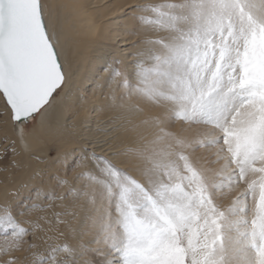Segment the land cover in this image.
Instances as JSON below:
<instances>
[{
  "label": "snow or ice",
  "instance_id": "snow-or-ice-1",
  "mask_svg": "<svg viewBox=\"0 0 264 264\" xmlns=\"http://www.w3.org/2000/svg\"><path fill=\"white\" fill-rule=\"evenodd\" d=\"M50 8L0 0V123H11L25 149L28 137L53 133L37 117L68 79ZM128 12L157 35L114 59L102 87L115 107L135 99L129 113L160 111L111 130L135 134L123 153L81 137L53 160L65 177L52 178L65 191L41 197L33 189V199L66 207L86 198L73 234L87 241L61 233L63 241L40 251L41 225L22 217L44 205L6 202L0 264H264V0H149ZM4 139L0 159L17 154Z\"/></svg>",
  "mask_w": 264,
  "mask_h": 264
},
{
  "label": "bare ground",
  "instance_id": "bare-ground-1",
  "mask_svg": "<svg viewBox=\"0 0 264 264\" xmlns=\"http://www.w3.org/2000/svg\"><path fill=\"white\" fill-rule=\"evenodd\" d=\"M45 2L51 6L50 11L64 43L68 79L52 108L44 117H37V127L40 121H44L46 125L50 124L53 129L51 135L45 136L44 139L37 136L28 137L29 148L25 149L11 123L0 124V131L7 132V136L9 135L7 138L16 142L17 152L16 155L11 153L10 156L12 162L15 161V166L11 162L13 166H8L0 174L4 176L0 186V199L5 203L11 202L10 189L15 188L18 192L22 189L21 186L28 187L31 183L33 189L40 190L41 197L50 190L57 194L63 193L65 187H56L57 182L52 178L65 177L61 166L53 163L58 155L81 146V137L109 140L110 143L104 145L107 154L123 153L132 146L135 134L125 131L123 127H119L118 131L111 130L119 125H126L128 119L138 121L142 115L160 111L150 109L142 115L129 113L125 109L134 105L135 99H128L123 106L115 107L109 99V89L102 87L108 76L104 69L114 59L123 60L129 52L134 51L130 45L137 40L155 38L157 35L145 33L138 28L132 13L128 12L130 6L149 0H45ZM134 31L138 34H133ZM179 127L177 124V128ZM120 158L122 157H117ZM71 176L72 173H68L69 179ZM34 195L33 192V198ZM85 199L81 197L75 206L71 207H66V202L61 200L33 199L35 203L44 205L43 211L29 212L28 220H38L43 229L37 231L35 238L38 241L37 245L41 247L40 242L44 241V237L41 238L40 235L41 231L50 232L45 239L49 236L54 237L51 243L63 241L65 235L69 236L74 244L87 241L89 235L73 234V230L80 228L82 217L89 211V207L85 206Z\"/></svg>",
  "mask_w": 264,
  "mask_h": 264
},
{
  "label": "rangeland",
  "instance_id": "rangeland-1",
  "mask_svg": "<svg viewBox=\"0 0 264 264\" xmlns=\"http://www.w3.org/2000/svg\"><path fill=\"white\" fill-rule=\"evenodd\" d=\"M1 124V123H0ZM195 129V128H194ZM7 133V132H6ZM6 133H2L0 131V151H2L3 149H5L6 147H8V143L5 141V137H8ZM8 141H12L11 139H8ZM203 152V150H202ZM11 151L8 152V155L4 158V159H0V174L2 172L5 171V168H7L8 166H13L11 164L12 160L10 159V156H11ZM4 176H1L0 175V186H2L1 184L3 183L2 180L4 179L3 178ZM21 190L20 191H15V188L13 189H10L9 190V198H12L11 199V204L13 205H16V204H20V203H33L35 201H33V183H31L28 187H24V186H21ZM5 202H3L1 199H0V205H3ZM29 212H26L25 216L22 217V219H30V216H29ZM49 231H41V238L44 237V241H41L40 242V245L41 247H39V250L40 251H43V249L45 248V246L48 244V243H51V240L49 239H45V237H47L49 235ZM52 237V236H51ZM35 242L37 243V239H35ZM17 255H23V253H17Z\"/></svg>",
  "mask_w": 264,
  "mask_h": 264
}]
</instances>
